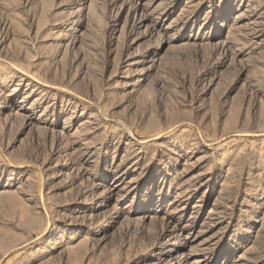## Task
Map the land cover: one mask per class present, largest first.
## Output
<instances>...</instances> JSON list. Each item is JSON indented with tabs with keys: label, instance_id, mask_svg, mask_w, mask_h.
Wrapping results in <instances>:
<instances>
[{
	"label": "rangeland",
	"instance_id": "1",
	"mask_svg": "<svg viewBox=\"0 0 264 264\" xmlns=\"http://www.w3.org/2000/svg\"><path fill=\"white\" fill-rule=\"evenodd\" d=\"M0 264H264V0H0Z\"/></svg>",
	"mask_w": 264,
	"mask_h": 264
},
{
	"label": "bare ground",
	"instance_id": "2",
	"mask_svg": "<svg viewBox=\"0 0 264 264\" xmlns=\"http://www.w3.org/2000/svg\"><path fill=\"white\" fill-rule=\"evenodd\" d=\"M82 203V202H81ZM106 226L105 222L100 226V228H104Z\"/></svg>",
	"mask_w": 264,
	"mask_h": 264
}]
</instances>
